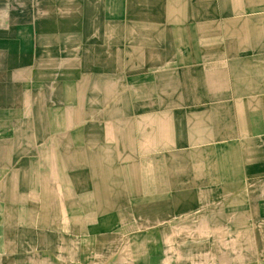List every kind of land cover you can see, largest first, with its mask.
Here are the masks:
<instances>
[{
	"label": "crops",
	"instance_id": "obj_1",
	"mask_svg": "<svg viewBox=\"0 0 264 264\" xmlns=\"http://www.w3.org/2000/svg\"><path fill=\"white\" fill-rule=\"evenodd\" d=\"M263 251L264 0H0V264Z\"/></svg>",
	"mask_w": 264,
	"mask_h": 264
},
{
	"label": "rangeland",
	"instance_id": "obj_2",
	"mask_svg": "<svg viewBox=\"0 0 264 264\" xmlns=\"http://www.w3.org/2000/svg\"><path fill=\"white\" fill-rule=\"evenodd\" d=\"M126 235H119V250H118V253H119V256L120 257H122V258H124V257H127V249H125V247L127 246H129V245H126ZM105 252V259L107 258V257H109L110 255H112V253L113 252H117V250H115V251H112V250H106V251H104ZM263 255H264V251H263ZM263 261H264V259H263Z\"/></svg>",
	"mask_w": 264,
	"mask_h": 264
}]
</instances>
